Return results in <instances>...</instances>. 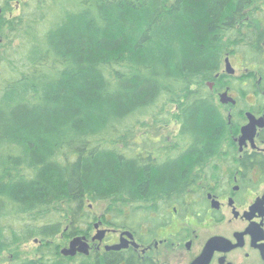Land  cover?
<instances>
[{
    "label": "trees",
    "instance_id": "trees-1",
    "mask_svg": "<svg viewBox=\"0 0 264 264\" xmlns=\"http://www.w3.org/2000/svg\"><path fill=\"white\" fill-rule=\"evenodd\" d=\"M237 54L261 66L264 0H0V257L86 219L88 201L113 218L184 187L227 138L207 83H264L222 72ZM172 122L195 145L158 167L132 139Z\"/></svg>",
    "mask_w": 264,
    "mask_h": 264
},
{
    "label": "flooded vegetation",
    "instance_id": "flooded-vegetation-1",
    "mask_svg": "<svg viewBox=\"0 0 264 264\" xmlns=\"http://www.w3.org/2000/svg\"><path fill=\"white\" fill-rule=\"evenodd\" d=\"M257 68L264 73V64ZM218 77L207 86L227 138L218 153L190 169L184 187L138 199L113 218L108 212L87 218V208L86 219L57 221L60 232L50 240L30 238L17 246L34 243L36 257L14 258L10 251L3 253L0 264H264L263 77L258 74V91L243 92L229 87L218 92ZM151 142L158 144L149 150L158 167L182 159L195 145L183 140ZM74 241L75 253L64 254ZM42 247L55 252L43 253Z\"/></svg>",
    "mask_w": 264,
    "mask_h": 264
},
{
    "label": "rangeland",
    "instance_id": "rangeland-1",
    "mask_svg": "<svg viewBox=\"0 0 264 264\" xmlns=\"http://www.w3.org/2000/svg\"><path fill=\"white\" fill-rule=\"evenodd\" d=\"M15 15L20 14V11L18 8L14 11ZM243 57V58H242ZM244 56L241 54H237L235 56L230 57V63L232 65V68L235 69V75L236 77H246L250 72H256L258 64H254L251 62H248L247 60H243ZM258 60L257 62H259ZM256 63V62H255ZM264 64V60H261L260 63ZM255 67V68H254ZM222 72L226 73V64L224 63ZM227 74V73H226ZM215 88L218 92L225 91V89H222V87L219 84L215 85ZM180 126L176 122H172L169 127L165 128H150L145 131H138L135 135V138H133L132 142H143L142 138L156 141L161 139H168L169 141H175V137L179 133ZM158 144H153L152 146H155L154 148H158ZM151 146V147H152ZM157 150V149H156ZM90 210L91 217H104V214L107 212V206L108 201H98L96 203L88 201L85 205ZM11 253L14 254V258H34L37 256V246L34 243H29L27 245L17 247L14 250H11ZM7 257V261L10 259V256Z\"/></svg>",
    "mask_w": 264,
    "mask_h": 264
},
{
    "label": "water",
    "instance_id": "water-1",
    "mask_svg": "<svg viewBox=\"0 0 264 264\" xmlns=\"http://www.w3.org/2000/svg\"><path fill=\"white\" fill-rule=\"evenodd\" d=\"M226 71H227V73H229V74H233V73H234V69L232 68V66H231V64H230L229 59H227V61H226ZM226 97H227V93L224 95V98H226ZM76 244H77L76 241H74V242L72 243V245H71V249H70V251H65L64 254H68V255H72V254H74V253H75L74 246H75Z\"/></svg>",
    "mask_w": 264,
    "mask_h": 264
},
{
    "label": "bare ground",
    "instance_id": "bare-ground-1",
    "mask_svg": "<svg viewBox=\"0 0 264 264\" xmlns=\"http://www.w3.org/2000/svg\"><path fill=\"white\" fill-rule=\"evenodd\" d=\"M227 59H229V62H230V57L228 56V57H226V59H225V61H227ZM231 64V63H230ZM227 75H230V76H234L235 75V69H234V73L233 74H229V73H227ZM241 78V77H240ZM244 83H246V81H243ZM243 82H242V84H243ZM209 83H211L212 84V82H209ZM247 84V83H246ZM233 91H235V90H233ZM237 92V91H236Z\"/></svg>",
    "mask_w": 264,
    "mask_h": 264
}]
</instances>
